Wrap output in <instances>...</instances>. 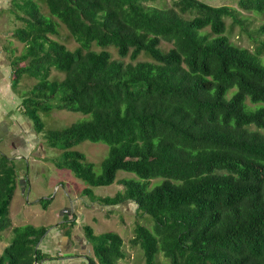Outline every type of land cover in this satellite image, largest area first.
Instances as JSON below:
<instances>
[{"label":"trees","instance_id":"trees-1","mask_svg":"<svg viewBox=\"0 0 264 264\" xmlns=\"http://www.w3.org/2000/svg\"><path fill=\"white\" fill-rule=\"evenodd\" d=\"M38 1L79 43L76 51L50 38L58 36L59 24ZM145 2L12 0L23 23L14 37L25 45L11 62L13 87L24 76L39 80L22 101L24 113L38 134L45 130L40 112L92 116L49 131L46 139L63 151L57 167L92 187L112 185L119 171L140 179L121 180L125 191L114 197L97 198L91 189L84 194L105 206L133 202L153 218L154 232L138 224L131 240L147 264L159 254L170 264H264V43L251 52L230 41L226 20L242 23L233 7L176 0L156 8ZM238 6L264 14V0H239ZM164 42L172 47L164 50ZM93 44L114 47L132 62L91 50ZM142 55L148 60L134 63ZM53 69L65 78L50 81ZM85 141L110 147L100 176L72 150ZM15 165L0 155V241L4 231L13 234L0 264H43L54 259L38 247L49 228L14 227L10 217ZM155 179L161 181L154 186ZM50 202L40 204L47 210ZM84 233L97 260L89 264L126 258L119 234L98 236L90 226Z\"/></svg>","mask_w":264,"mask_h":264},{"label":"rangeland","instance_id":"rangeland-1","mask_svg":"<svg viewBox=\"0 0 264 264\" xmlns=\"http://www.w3.org/2000/svg\"><path fill=\"white\" fill-rule=\"evenodd\" d=\"M174 1L176 0H146L145 4L168 8L173 6ZM200 1L216 7L230 6L240 11L241 24L234 23L232 19L226 20V35L233 44L256 52L264 43V32H261L264 28V14L240 10L239 0ZM38 2L42 13L59 24L58 36L51 35L50 38L64 44L69 50L76 51L80 45L69 30L61 21L50 15L45 4ZM12 8V0H0V155L8 156L16 164L17 188L10 206L13 226L33 225L49 228V233L39 247L54 259L43 264H88L90 258L97 262L93 245L84 233L86 226L92 227L98 236L115 232L122 237L126 258L119 264H147L143 250L139 246H133L131 240L135 237L138 224L154 232L153 218L138 210V206L133 202L105 206L84 194L87 189H91L97 198L114 197L117 193L125 191V187L120 184L121 180L140 179L133 173L119 171L112 185L92 187L71 170L57 167L63 151L59 147H52L46 139L49 131L64 130L73 124L88 121L92 116L57 108L48 113L40 112L45 130L38 134L33 121L24 113L22 101L39 80L24 76L19 87H13L11 62L25 53V45L14 37V33L23 23L17 19ZM171 47V44L166 42L162 44L164 50ZM91 50L108 51L115 60L132 62L129 57L121 58L114 47L101 48L93 44ZM261 58L264 59V53ZM146 60L148 58L142 55L134 63ZM64 78L65 73L52 70L50 81ZM72 150L84 154L86 161L93 165L95 174L102 175L103 163L110 153L108 145L85 141ZM160 181L155 179L151 184L156 185ZM42 199L51 201L47 210L40 204ZM71 222L74 223L71 237L66 239L64 237ZM12 237L11 230L1 233L0 256ZM83 253L87 259L80 257ZM71 256L75 258H67ZM155 264H170V261L163 254H159Z\"/></svg>","mask_w":264,"mask_h":264},{"label":"flooded vegetation","instance_id":"flooded-vegetation-1","mask_svg":"<svg viewBox=\"0 0 264 264\" xmlns=\"http://www.w3.org/2000/svg\"><path fill=\"white\" fill-rule=\"evenodd\" d=\"M64 238H66V237H64ZM67 239V238H66ZM80 257H82V258H84V259H87V256H85V254L83 253V254H81V256ZM67 258H75V256H71V257H67ZM89 264V263H88Z\"/></svg>","mask_w":264,"mask_h":264},{"label":"water","instance_id":"water-1","mask_svg":"<svg viewBox=\"0 0 264 264\" xmlns=\"http://www.w3.org/2000/svg\"><path fill=\"white\" fill-rule=\"evenodd\" d=\"M47 234H48V233H47ZM42 240H43V239H42ZM42 240H41V242H42ZM38 247H39V246H38ZM38 247H37V248H38Z\"/></svg>","mask_w":264,"mask_h":264},{"label":"crops","instance_id":"crops-1","mask_svg":"<svg viewBox=\"0 0 264 264\" xmlns=\"http://www.w3.org/2000/svg\"><path fill=\"white\" fill-rule=\"evenodd\" d=\"M78 247V246H77Z\"/></svg>","mask_w":264,"mask_h":264}]
</instances>
